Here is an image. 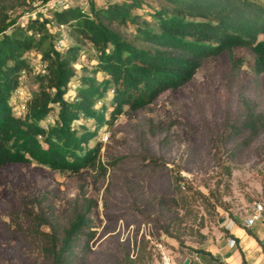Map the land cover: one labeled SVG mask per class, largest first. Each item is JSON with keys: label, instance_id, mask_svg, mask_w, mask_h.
Wrapping results in <instances>:
<instances>
[{"label": "trees", "instance_id": "1", "mask_svg": "<svg viewBox=\"0 0 264 264\" xmlns=\"http://www.w3.org/2000/svg\"><path fill=\"white\" fill-rule=\"evenodd\" d=\"M49 1L0 0V172L35 166L77 178L104 175L97 137L121 116L189 87L223 56L238 69V50L248 51L255 75L264 76V4L257 0H122L104 7L90 0L88 10L62 7L50 16L29 18L27 26L11 19ZM64 29L72 45L61 50L57 42ZM33 50L44 70L20 117L15 95L31 70ZM84 53L94 64L81 63ZM255 120L245 125L250 134L244 146L257 133ZM174 189L183 199L178 179ZM50 195L31 201L23 212L31 220L29 233L40 240L45 264H73L79 253L89 251L97 232L96 204L76 196L58 205ZM201 253L217 261L208 251Z\"/></svg>", "mask_w": 264, "mask_h": 264}, {"label": "rangeland", "instance_id": "2", "mask_svg": "<svg viewBox=\"0 0 264 264\" xmlns=\"http://www.w3.org/2000/svg\"><path fill=\"white\" fill-rule=\"evenodd\" d=\"M121 1L95 0L103 7ZM89 2L65 0L63 7L88 10ZM18 16L11 15L16 26H27L32 18ZM64 38L61 50L72 45L65 29ZM236 56L242 59L238 69L223 56L189 87L164 93L148 108L101 130L104 175L77 178L35 166L3 169L0 264H45L40 240L29 233L31 220L23 212L46 192L58 205L76 196L96 204L97 232L89 251L79 253L73 264H155L159 244L172 252L176 264L196 254L202 261V250L230 237L229 226L250 230L243 220L264 201V76L255 75L248 51L238 50ZM28 58L31 70L15 95L20 117L44 70L37 51ZM89 60L90 54L81 55L82 64H94ZM252 119L257 133L244 146L250 134L245 125ZM177 179L186 192L183 199L175 194Z\"/></svg>", "mask_w": 264, "mask_h": 264}, {"label": "crops", "instance_id": "3", "mask_svg": "<svg viewBox=\"0 0 264 264\" xmlns=\"http://www.w3.org/2000/svg\"><path fill=\"white\" fill-rule=\"evenodd\" d=\"M230 237L228 239L220 238L219 243L213 248L204 249L213 256L202 254L200 258L187 257L183 264L190 259L189 264H264V223H257L249 231L253 236H250L245 229L235 225L229 226ZM236 238L238 241H235ZM231 241L235 242L234 247H231Z\"/></svg>", "mask_w": 264, "mask_h": 264}, {"label": "built area", "instance_id": "4", "mask_svg": "<svg viewBox=\"0 0 264 264\" xmlns=\"http://www.w3.org/2000/svg\"><path fill=\"white\" fill-rule=\"evenodd\" d=\"M65 5V0H51L46 4L34 3V11L32 13H27L31 17L47 12H55ZM66 39L63 37L57 42V47L61 48L65 46ZM17 93V92H16ZM27 101L25 102V104ZM24 109V106H23ZM257 223H264V201L256 202L254 204L253 210L249 215L243 220V225L245 228L252 229ZM235 242L231 241V247H234ZM157 259L155 264H176L175 258L171 251L165 248L162 244L157 245L156 248ZM198 258L197 254L195 256Z\"/></svg>", "mask_w": 264, "mask_h": 264}, {"label": "water", "instance_id": "5", "mask_svg": "<svg viewBox=\"0 0 264 264\" xmlns=\"http://www.w3.org/2000/svg\"><path fill=\"white\" fill-rule=\"evenodd\" d=\"M190 263V259H188L187 261H186V264H189Z\"/></svg>", "mask_w": 264, "mask_h": 264}]
</instances>
